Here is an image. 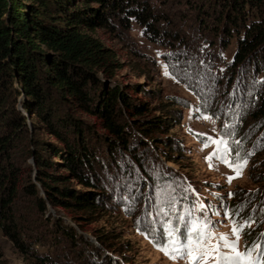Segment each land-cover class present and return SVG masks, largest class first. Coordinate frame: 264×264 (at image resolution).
Listing matches in <instances>:
<instances>
[{
	"label": "rangeland",
	"instance_id": "374dc122",
	"mask_svg": "<svg viewBox=\"0 0 264 264\" xmlns=\"http://www.w3.org/2000/svg\"><path fill=\"white\" fill-rule=\"evenodd\" d=\"M148 1L154 15L146 11L141 16L153 15L150 28L135 18L115 14L109 16L108 27L88 34L113 51L122 65L113 79H104L100 73L96 78L110 87L138 85L136 100L148 103L153 116L164 121L163 134L155 136L159 147L130 127L126 133L130 148H121L108 162L106 142L87 135L92 151L103 158L98 163L105 197L97 201L100 211L88 216L87 223L77 222L63 210L47 204L42 211L34 201L22 198L19 231L25 252L0 232V264H31L38 256H46L51 264H189L187 259H169L157 250L150 240L152 229L159 232L161 222L171 220L184 232L185 224L206 218L215 225V235L235 239L225 213L240 206L239 215L234 216L238 223L246 221L240 217L244 210L255 220L244 229L238 250L243 253L246 246L260 242L264 234V122L257 113V99L264 93V78L247 65L235 66L238 36L229 26L215 23L219 7L214 0ZM22 102V96H15V109L24 114L31 132L51 142L46 133L35 130L41 123L24 112ZM77 117L92 124L88 116ZM123 120L129 122L126 116ZM208 137L227 143L209 141L204 147ZM12 143L16 153L22 150L21 139ZM225 147L229 161H248L242 177L231 183L227 178L235 173L225 163L213 158L210 168L206 160ZM26 163L32 165V159ZM63 230L75 236L69 238ZM98 234L111 235L107 241L111 245L100 244Z\"/></svg>",
	"mask_w": 264,
	"mask_h": 264
},
{
	"label": "trees",
	"instance_id": "16d2710c",
	"mask_svg": "<svg viewBox=\"0 0 264 264\" xmlns=\"http://www.w3.org/2000/svg\"><path fill=\"white\" fill-rule=\"evenodd\" d=\"M74 1L0 0V232L22 253L18 209L22 198L34 201L42 211L47 204L63 210L77 222L87 223L88 216L100 211L97 201L105 197L98 163L103 158L92 151L87 135L106 142L112 162L121 148H130L126 137L130 127L155 148L160 141L155 136L165 128L148 103L136 100L138 85L110 87L96 78L100 73L111 80L122 65L113 51L88 34L108 27L109 16L115 14L150 28L154 13L149 1L76 0L79 5ZM214 2L219 7L215 23L229 26L238 36L235 66L247 65L264 78V0ZM146 11L153 15L141 16ZM17 95L23 97L24 112L41 123L35 130L55 143L34 136L24 114L15 109ZM257 100L264 122V93ZM78 115L88 116L92 124ZM17 138L23 141L18 153L12 143ZM249 214L244 210L240 217L248 220ZM63 234L75 236L71 230ZM109 237L98 234L96 239L110 246ZM31 264L51 263L38 256Z\"/></svg>",
	"mask_w": 264,
	"mask_h": 264
},
{
	"label": "snow or ice",
	"instance_id": "6c2138e0",
	"mask_svg": "<svg viewBox=\"0 0 264 264\" xmlns=\"http://www.w3.org/2000/svg\"><path fill=\"white\" fill-rule=\"evenodd\" d=\"M203 119L207 120L211 117L204 116ZM189 131L191 132V129ZM209 141L217 145H226L227 143L224 140L217 141L208 137L205 139L204 147H208ZM213 158L225 163L235 173L234 176L227 178L229 183L242 177L248 162L247 159H242L240 162L229 161L226 147L223 150L218 148L216 152L206 157L210 168ZM242 207L240 206L236 210V216L239 215ZM163 215L167 217L169 214L164 211ZM225 215L231 219L232 236L235 239H231L225 234L215 235V225L205 218L200 221H191L190 225L185 224L184 232H181L179 227L173 226L171 220L162 221L161 231L157 232L154 227L152 229L153 236L150 240L157 250L163 252L169 259H187L189 264H201V262L207 264L209 260H214L215 264H264V234H261L259 243H254L250 248L246 246L243 253L238 250L239 239L244 229L254 222L253 218L250 217L244 223H238L236 217L229 213H225ZM189 216H191V212H189ZM178 219L181 222L184 221L183 216L178 217ZM142 234L149 238L147 233ZM212 241L216 242L212 243Z\"/></svg>",
	"mask_w": 264,
	"mask_h": 264
}]
</instances>
